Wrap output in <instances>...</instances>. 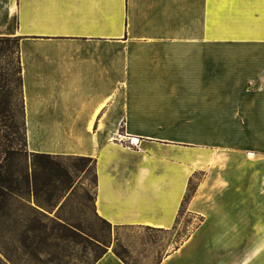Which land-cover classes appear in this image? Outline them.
I'll list each match as a JSON object with an SVG mask.
<instances>
[{
	"label": "crops",
	"instance_id": "1",
	"mask_svg": "<svg viewBox=\"0 0 264 264\" xmlns=\"http://www.w3.org/2000/svg\"><path fill=\"white\" fill-rule=\"evenodd\" d=\"M0 35L28 151L93 159L99 217L170 230L190 194L160 264H264V0H0Z\"/></svg>",
	"mask_w": 264,
	"mask_h": 264
},
{
	"label": "rangeland",
	"instance_id": "2",
	"mask_svg": "<svg viewBox=\"0 0 264 264\" xmlns=\"http://www.w3.org/2000/svg\"><path fill=\"white\" fill-rule=\"evenodd\" d=\"M6 62L7 68L17 67L14 55L7 57ZM16 124L17 137L13 133ZM24 124L18 97L15 109L0 115V162L5 145L19 151L13 162L20 170L26 168L32 177L35 175L39 191L34 193L33 179L30 187L23 184L20 196L14 197L0 213V264H94L106 250L122 253L128 264H160L198 222V217L185 212L170 230L110 225L94 211V162L60 155L72 180L62 182L66 177L61 176L62 181L56 182L60 174L28 151ZM186 135L223 140L225 133Z\"/></svg>",
	"mask_w": 264,
	"mask_h": 264
},
{
	"label": "trees",
	"instance_id": "3",
	"mask_svg": "<svg viewBox=\"0 0 264 264\" xmlns=\"http://www.w3.org/2000/svg\"><path fill=\"white\" fill-rule=\"evenodd\" d=\"M12 55H14L15 60H17V65H16L17 67H14L13 65V67L10 69L7 68L6 66L7 64L6 59L7 57H12ZM18 97H20L22 113L25 116L24 95H23V73H22V64L20 60V38L0 36V115L10 112L11 109H15L16 100L18 99ZM24 127H25V141L27 147L25 124ZM13 133L15 134L16 137L18 136L19 124H16L13 127ZM2 151L4 153L2 156L3 161L0 162V213L9 206L10 201L14 199V197L18 198L20 196V191L22 189L23 184L25 186L27 185L28 187H30V181L33 179L34 193L37 194V192L39 191L35 184V180H36L35 175L33 174L32 177L28 173L26 168L20 170L13 162V156L18 155L17 152L19 151L17 150L12 151L6 145L4 146ZM31 155L38 159H43L46 163L49 164L52 170L60 174V175L57 174L60 177H57L56 182H61L63 176H65L66 178H64L62 182H66V181L71 182L72 179L68 171L59 160L60 155L39 154V153H31ZM80 158L83 160L93 161L95 168V161L93 159L87 157H80ZM55 189L58 190L56 184H55ZM189 198H190V194H188L184 200V203L180 211V217L183 213L187 211V203L189 201ZM103 220L106 221L105 219ZM109 224L112 225L111 223ZM148 228H153V227H148ZM158 230H164V229H158ZM106 251H104V253ZM115 253L126 264H128L122 253L116 251ZM101 256H99L95 261H97Z\"/></svg>",
	"mask_w": 264,
	"mask_h": 264
},
{
	"label": "bare ground",
	"instance_id": "4",
	"mask_svg": "<svg viewBox=\"0 0 264 264\" xmlns=\"http://www.w3.org/2000/svg\"><path fill=\"white\" fill-rule=\"evenodd\" d=\"M137 141V140H136Z\"/></svg>",
	"mask_w": 264,
	"mask_h": 264
}]
</instances>
